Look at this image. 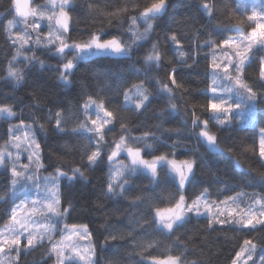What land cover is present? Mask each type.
<instances>
[{
    "label": "snow or ice",
    "instance_id": "6c2138e0",
    "mask_svg": "<svg viewBox=\"0 0 264 264\" xmlns=\"http://www.w3.org/2000/svg\"><path fill=\"white\" fill-rule=\"evenodd\" d=\"M31 2L11 0L9 11L13 17L2 28L12 53L7 64L0 68L3 72L0 79L13 82L14 88L26 82L31 68L37 63L41 69L46 66L45 61L36 56L38 49H46L58 58V86L65 88L72 85L71 78L81 62L110 60L119 66L121 61L128 60L132 61L129 68L134 67L133 53L149 42L159 26L156 22L171 6L168 0H146L142 10L128 17L126 40L122 38L124 33L110 35L100 29L91 32L86 40L77 41L68 35L70 12L75 11L73 0H46L35 7ZM89 8L94 9L95 5L89 4ZM131 8L137 9L139 4L132 3ZM198 10L207 16L211 28L208 38L200 45L201 49L207 47L210 50L205 55L208 63L203 73L204 87L199 92L204 98L202 102L178 106L177 97L182 98L185 93L190 96L191 91L183 77L177 78L180 67L172 66L165 77L159 75L160 71H165L163 60L166 56L159 40L151 43L143 57L142 68L135 73L126 75L120 67L94 73L105 80L113 78L117 94L123 97L117 106L112 105L111 98L101 94L102 89L86 95L71 117L65 115V109L58 101L45 116L32 112L27 117L23 110L17 112L15 104L0 102V120L8 123L7 138L0 144V171L8 174L7 199L0 197V202L7 205V219L0 224V257L8 259L0 258V264H21V257L26 258L45 243L49 245L47 256L52 259V264H99L98 242L88 225L67 222L71 202H66L67 207L63 206L61 188L63 181H67L68 186L87 181L86 171H93L105 163L108 171L104 195L109 199L125 197L135 179L149 181L141 194L133 196L130 202L133 208L143 206L147 217L136 219L128 233L135 248L142 249L143 256V252L161 245L160 237L170 242L168 254L163 258L149 253L138 264H199L198 260L187 259V245L178 235L194 216L204 217L213 230L215 226L224 225L238 232L264 230V172L252 176V170L245 169L243 177L248 183L260 184L261 192L249 195L241 191L225 196L223 200H214L208 188L188 195L199 166L196 153L188 150V158L177 159L175 144L170 146V152H160L171 134L179 137L186 129L209 152L232 155L233 148L222 147L212 129L242 131L252 133V144L246 150L258 153L264 164V0H252L249 5L225 0L222 8L217 6L216 0H202ZM128 11L126 5L108 15L115 17ZM218 12L222 20L217 16ZM213 20L217 21L215 25L211 23ZM45 21L46 32L42 28ZM199 35L198 32L197 37ZM166 42L172 48L177 65L191 67L189 60L197 62L194 55L184 50L176 32H166ZM254 66L255 74L250 76L248 70ZM132 75L136 80H131ZM156 100L166 103L164 108L153 113L158 123L141 131L140 135H133V127L139 131L144 124L137 121L130 126L129 118L123 114L141 116ZM32 107L40 110L39 97L33 96ZM182 111V128L164 127L167 117L178 116ZM205 114L206 118H202ZM53 122L51 131L59 138L75 136L86 141L79 146L80 165L69 164L62 157L55 163L45 162L38 136L47 137L49 128L46 125ZM117 125L119 135L108 139ZM64 147L69 151L74 148L67 143ZM199 159L203 162V155ZM236 165L240 167L239 160ZM162 183L174 188L168 199L155 195ZM137 227L143 236L133 235ZM118 239H124L123 234L109 233L104 237V245ZM104 245H100L101 252L105 251ZM229 264H264V232L258 239H243L230 255Z\"/></svg>",
    "mask_w": 264,
    "mask_h": 264
},
{
    "label": "trees",
    "instance_id": "16d2710c",
    "mask_svg": "<svg viewBox=\"0 0 264 264\" xmlns=\"http://www.w3.org/2000/svg\"><path fill=\"white\" fill-rule=\"evenodd\" d=\"M34 1L35 3H43L45 0ZM73 2L75 11L70 12V31L68 33L73 40H86L91 32L100 29L110 35H121V33H124L122 38L126 40L128 39L126 32L129 22L128 17L142 10L146 0H73ZM168 2L171 5L168 13L160 21L156 22L159 26L155 28L149 42L145 43L144 47L138 52L133 53V61L136 62L134 67L129 68L132 61L128 60L121 61L119 66L110 60L93 59L88 62H81L71 78L72 85L65 88L62 85L58 86V72L56 71L60 64L58 58L46 49H38L36 50V56L40 60L45 61L46 66L41 69L39 63H37L35 67L31 68L30 73L26 77V82L16 88H14L13 82H6L0 79V102L15 104L17 112L23 110L24 116L27 117L32 112H36L37 116H45L47 110L53 108L58 101L61 107L65 109V115L71 117L75 113L77 106L86 98V95L95 94L102 89L103 92L101 94L111 98L112 105L117 106L122 102L123 97L117 94L113 78L105 80L103 76H97L94 73L97 70L111 71L118 67L123 68L126 75L135 73L142 68L143 57L151 47V43L157 40L160 42L161 50L166 53L163 60L165 71H160L159 75L165 77L166 71H170L172 66L180 67L181 71L177 78L183 77L191 91L190 96L185 93L182 98L177 97L178 106L184 107L185 104L190 106L198 101L202 102L204 98L199 92L204 87L202 82L205 79L203 73L208 63L205 60V55L210 50L207 47L201 49L200 45L208 38L207 34L211 31V28L208 27L207 16L202 15L198 10L202 0H168ZM224 2L225 0H216L219 8L223 7ZM132 3L139 4V8H131ZM89 4H94L95 8L90 9ZM126 5L129 6L127 13H119L115 17L108 15L116 13L118 9ZM10 6L11 0H0V13H4L3 16H0V68L7 64L12 53V49L9 43L6 42L2 31L3 24L13 17L12 13L7 12ZM217 16L221 20L223 19L219 12ZM109 21L111 22L109 23ZM211 23L215 25L217 21L213 20ZM142 30L143 27L141 26ZM166 32L168 34L176 32L178 37L181 38L184 50L189 55H194L197 62L193 63L189 60L191 67L177 65L172 48L166 42ZM198 32L200 35L197 37ZM229 35H235V33H229ZM255 71L256 68L254 66L248 70V73L252 76ZM2 75L3 72H0V76ZM140 78L143 79V76ZM131 80H136V76L132 75ZM33 96L40 98L39 111L32 107ZM5 97H7L6 100ZM165 106L166 103L164 101L156 100L149 111L141 116H137L135 113H124L123 115L128 117L131 122L130 126L137 121L144 124V128L139 131L133 127V135H140L141 131L148 130L150 126L158 123L153 113ZM183 115L182 111L178 116L167 117L164 127L169 129L182 128L181 119ZM202 118H206V114ZM46 126L49 128L48 136L44 137L42 134L38 136L44 149L45 162L55 163L58 157H62L69 164L75 162L76 165H80L79 146L86 143V141L75 136L61 139L51 131L54 127V122ZM7 128L8 123L0 120V144H3L4 139L7 138L5 135ZM152 130L155 129L153 128ZM212 130L217 133L222 147L225 149L233 148L232 155H220L209 152L186 129L183 130V134L179 137L175 133L171 134V138L166 139V146L160 148V152H170V146L175 144L177 159L188 158V150L196 153L195 158L199 166L195 170L194 184L189 189L188 195L198 194L203 188H208L212 199L223 200L225 196L241 191L250 195L261 192L260 184H251L243 179L246 175L245 169H251L252 176H256L258 172H264V164L259 160L258 153L246 150L248 145L252 144V139L250 138L252 133L217 131L215 128ZM118 135L119 126L117 125L116 131L110 133L108 139ZM66 143L74 146L72 151L64 147ZM200 155L204 157L203 162L199 159ZM236 160L240 161V167H237ZM49 171H51V168H49ZM107 171L105 163L93 171H86L87 181H79L70 186H68L67 181L62 182L63 206L67 207L68 204L66 202H71V215L68 217L67 222L88 225L94 240L98 242L97 255L99 264H109V262L138 264L149 253H151V256L163 258L168 254L167 248L170 243L165 238L160 237L161 245L155 249H149L148 252H143L142 256V249L135 248V245L131 242V237L128 236L136 219L141 216L147 218L145 215L146 209L143 206L133 208L130 207V202L133 196L141 194V189H145L149 181L147 179H135L132 182L131 191L125 197L109 199L104 195ZM7 183L8 174L0 171V197L5 199H7L5 196ZM173 193L174 188L170 184L162 183L161 187L156 190L155 195L157 197L162 195L168 199ZM6 208L7 205L0 202V224L7 219ZM261 232H264V230H261ZM261 232H238L228 225L215 226V230H213L208 227V221L204 217L197 218L194 216L184 228L180 229L178 235L187 245L185 255L189 261L198 260L199 264H229L230 255L233 254L234 249H238L243 239L253 237L258 239ZM109 233L123 234L124 239L109 241L107 245H104V237ZM133 235L143 236L139 227H137ZM100 245H104L105 251L101 252ZM48 247L49 245L45 243L44 246L37 247L30 252L26 258L21 257V264H52V259L47 256Z\"/></svg>",
    "mask_w": 264,
    "mask_h": 264
},
{
    "label": "rangeland",
    "instance_id": "374dc122",
    "mask_svg": "<svg viewBox=\"0 0 264 264\" xmlns=\"http://www.w3.org/2000/svg\"><path fill=\"white\" fill-rule=\"evenodd\" d=\"M237 3H242V4H246V5H249V4H251V2H252V0H237L236 1ZM44 3H46V0L43 2V3H34L33 4V7H35V6H37V5H40V4H44ZM12 19V18H11ZM7 22V21H6ZM5 22V23H6ZM42 28H44V30H45V32L47 31V29H46V21L45 22H42ZM143 31V30H142ZM236 194V193H235ZM235 194H233V195H235ZM250 195V194H249ZM84 243H86V242H84ZM0 258H2V259H5V261H7V257H0Z\"/></svg>",
    "mask_w": 264,
    "mask_h": 264
},
{
    "label": "water",
    "instance_id": "95a60500",
    "mask_svg": "<svg viewBox=\"0 0 264 264\" xmlns=\"http://www.w3.org/2000/svg\"><path fill=\"white\" fill-rule=\"evenodd\" d=\"M34 2H35V1H34V0H32V2H31V6L34 4ZM10 8H11V6H10ZM10 8H9V9H10ZM9 9H8V11H7V12H10V11H9ZM10 13H11V12H10ZM12 14H13V13H12Z\"/></svg>",
    "mask_w": 264,
    "mask_h": 264
}]
</instances>
